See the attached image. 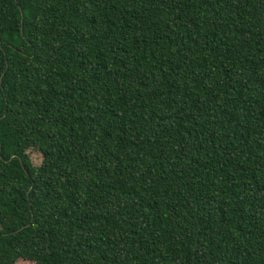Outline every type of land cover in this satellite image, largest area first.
I'll use <instances>...</instances> for the list:
<instances>
[{
  "label": "trees",
  "instance_id": "obj_1",
  "mask_svg": "<svg viewBox=\"0 0 264 264\" xmlns=\"http://www.w3.org/2000/svg\"><path fill=\"white\" fill-rule=\"evenodd\" d=\"M18 262L264 264V0H0Z\"/></svg>",
  "mask_w": 264,
  "mask_h": 264
},
{
  "label": "rangeland",
  "instance_id": "obj_2",
  "mask_svg": "<svg viewBox=\"0 0 264 264\" xmlns=\"http://www.w3.org/2000/svg\"><path fill=\"white\" fill-rule=\"evenodd\" d=\"M27 154H28V156L30 158V161H31L32 165L35 166V167H39L40 164H41V160H42L40 154L37 151H35V150H29L27 152ZM17 264H30V263H28V262H18Z\"/></svg>",
  "mask_w": 264,
  "mask_h": 264
}]
</instances>
